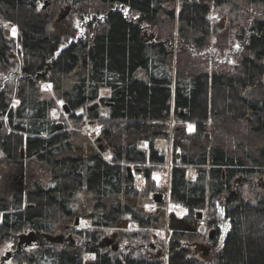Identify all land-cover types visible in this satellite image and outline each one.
Returning a JSON list of instances; mask_svg holds the SVG:
<instances>
[{
	"label": "trees",
	"instance_id": "1",
	"mask_svg": "<svg viewBox=\"0 0 264 264\" xmlns=\"http://www.w3.org/2000/svg\"><path fill=\"white\" fill-rule=\"evenodd\" d=\"M38 1L0 0V55L10 27L17 30L12 44L19 57L14 97L0 93L7 119L0 128V248L12 245L13 264H163V257L152 261L135 251L121 259L107 255L101 233L119 216L131 217L129 228L165 229V208L147 214L127 171L165 165L168 154L158 143H172L168 204L187 210L193 224L199 210L209 215L206 199L226 195L238 177L264 176V0H57L46 12L30 5ZM64 5L79 24L54 30ZM225 6L241 25L232 27L240 43L235 65L212 73L183 66L181 57L196 58L208 48L211 17ZM167 22L178 26L176 63L173 44L159 35ZM146 31L156 34L154 41ZM102 91L110 95L101 97ZM86 126L101 131L95 142L83 133ZM23 169L24 203L13 190ZM157 189L150 179L146 193ZM227 217L230 231L211 264H264V197L255 203L232 198ZM77 218L90 228L79 231ZM171 218L170 230L178 231ZM69 231L81 241L48 238ZM28 233L40 237L38 245L18 250ZM123 237L136 242L131 233ZM188 240L178 232L167 244L161 240L166 264H206L192 255Z\"/></svg>",
	"mask_w": 264,
	"mask_h": 264
},
{
	"label": "rangeland",
	"instance_id": "2",
	"mask_svg": "<svg viewBox=\"0 0 264 264\" xmlns=\"http://www.w3.org/2000/svg\"><path fill=\"white\" fill-rule=\"evenodd\" d=\"M55 7V6H54ZM51 8L52 10H54L55 8ZM67 5H64L62 7L61 10H57L56 12H58L56 15V18L54 19L53 23H52V29L56 30L59 28L60 25L62 24H72L73 26L77 27L79 22L78 19L75 17H71L70 18V12L71 11H67ZM71 8V7H69ZM179 5L178 3H176V12L179 11ZM68 15L63 18V16L67 13ZM233 12H231V8H229L228 6H225L223 8H220L217 12L214 13V15H212V21H213V26L215 28V33L213 34V36L209 39V44H208V48L205 49L204 51L201 52L200 55H197L196 58H194L193 56H189L187 59L186 57H181V61L183 66H187V68H191L192 70L196 69L198 71H202L204 73H212V72H219L220 70H229L231 69L234 65H235V54L237 53V51L240 49V43H238V41L236 40V36L238 34L237 30H233V26L239 27L241 26L239 22L234 23L233 21L237 20L235 19V15L231 14ZM60 18H63L61 21H59ZM178 26L176 23H168L167 22V27H165V29L162 30L161 33H159V35L161 36V38L163 40H166L168 43H172L173 44V53L175 55V63L176 61L179 60L180 56L178 55V46H177V41H178ZM8 32V38H10V40H14L17 37V30L16 29H12L10 27H8L7 29ZM154 32L151 31H146L145 36L149 41H154L155 38ZM165 41V42H166ZM16 51L14 50V57L15 56ZM193 61V62H192ZM11 65H9L8 67L10 68V72H14L17 68V66L11 62ZM191 70V71H192ZM2 71H7L5 68H0V73L3 75V77L0 76V88L3 86V89L6 91V93L8 94V96L10 98L14 97V93L13 90L15 91V78L14 77V73H12V76L9 78L8 81H5L6 78L5 76H7V72H2ZM5 78V79H4ZM4 84V85H3ZM44 89L46 91H50L51 90V86L50 85H45ZM110 95L109 91H102L100 93L101 97H108ZM13 104L16 105V102L13 101ZM64 105H67L65 103H58L59 108L63 109ZM101 113L102 116H106V110H104L103 108L101 109ZM54 117L58 116V113L55 112ZM1 122V121H0ZM173 129L176 128L175 123H173ZM187 131L192 133L193 132V128L191 126H186ZM83 133L89 137L90 139H92L94 142L95 140L98 139L99 135L101 134V131L98 130L97 128H94L92 126H86L83 130ZM206 141H210V137H208L206 139ZM228 143V142H226ZM96 148L99 151H102L103 148V143L99 142V143H95ZM142 148H147V144L143 143L141 145ZM158 147L161 151L164 152V154L166 153V155L168 154V162L165 165L162 166H155L153 168H151L152 173H150L151 178L156 182V186L158 189H160L165 195H166V199L165 201H167L165 204H163L162 206L165 208L166 210V215H170L171 213L174 214V216L176 218H181L186 214V211L183 209H178V208H172L171 206H169L168 204V200H169V191H170V183H171V169L173 166L172 163V143H168V145L166 144V142H161L158 143ZM104 149V148H103ZM108 158V157H107ZM109 159V158H108ZM133 167V166H130ZM21 176V173H20ZM132 176L135 179V186H137L138 189L143 190V188L145 187V178L143 176H139V174H135V171H133L132 169ZM195 172L193 169H189L188 170V177L191 180L195 179ZM261 177L259 175H257L256 177H254V179H256V181L254 183H252V185L250 187H246L243 190H241L240 194H241V198L244 202H249V203H255L257 202V200H259L260 198L264 197V179L261 180ZM16 182V181H15ZM14 182V183H15ZM17 183V182H16ZM14 188V187H13ZM16 188H19V186H16ZM15 189V188H14ZM14 192L16 193L17 197H20L21 192H19V190L17 191L16 189L14 190ZM142 200H143V206L145 207L146 212H152L153 210L155 211L156 208L155 206L157 204H154V200H153V196L147 193H144L142 195ZM211 213V210H210ZM214 214L219 218L220 222L222 224H225V228L227 227L228 230L227 232H229V222L226 221L224 219L223 214H221V212H218V209L214 208ZM80 230H83L85 228H87L89 226V224L87 222H83L81 224V220H80ZM127 227V226H126ZM222 227V226H221ZM224 228V229H225ZM132 229L134 230V232L139 233L141 236L144 235H148L150 231L146 232V231H140L137 227H132ZM223 227L221 228V233L222 236L218 238V251L221 248V246L223 245V236L226 232V230H224ZM131 230V231H133ZM224 230V231H223ZM93 231V230H92ZM108 233H110V231H107ZM128 233L130 231H127ZM152 234H156L160 239L164 240V242H168V239L170 237V232L168 228L165 229H161L159 231L154 230V232ZM26 236H30V233L26 234ZM74 239L76 241H81L80 238H75ZM87 242V240L82 241V244H85ZM125 243V241H123ZM129 242V241H128ZM145 242V243H143ZM150 241H142V239H137L136 242H134L133 244H135V246H140L142 244H149ZM151 243V242H150ZM152 244V243H151ZM154 244H156V242H154ZM36 244L27 246L24 245L22 247L23 251L26 252H30L32 250H34L36 248ZM217 251V252H218ZM12 255L15 253V250L12 248L11 244L8 243H4V245L0 248V264H13L12 261L9 258V254ZM212 262H215V256L212 260Z\"/></svg>",
	"mask_w": 264,
	"mask_h": 264
},
{
	"label": "flooded vegetation",
	"instance_id": "3",
	"mask_svg": "<svg viewBox=\"0 0 264 264\" xmlns=\"http://www.w3.org/2000/svg\"><path fill=\"white\" fill-rule=\"evenodd\" d=\"M30 5L34 9H36V11H38V12H46L49 9L53 8L54 6L56 7L57 0H39L36 4L31 3ZM71 10H72L71 8H69V7L67 8V11H71ZM4 32H5V36L8 38L9 35H8L7 30L5 29ZM8 39H9V41L6 40L7 44L5 46H3L6 50V53H4L3 55H0V68L1 69L5 68L7 71H2V72L8 73L7 76H5V78H6L5 81L9 80V78L12 76V73H14L13 78H15V80H16V78L19 77V72L17 71L18 66H19L18 51L16 50V48L12 44L13 41L10 40V38H8ZM14 50L17 51L15 54L16 58L14 57ZM11 62H13L14 64L16 63L15 65L17 66V68H15L16 70L14 72H10V68L8 67L9 65H11L10 64ZM0 76L3 77V75L1 73H0ZM14 84H15V82H14ZM0 93H6V91L3 89V86L0 88ZM13 93H14V90H13ZM11 106L15 107L13 102L11 103ZM0 121H1L0 122V128H2L4 125H6L7 119L5 117H3V114L1 112H0ZM102 150H103V148H102ZM103 151H100V152H103ZM178 155H177V160L180 161L181 155H179V156ZM103 157H105L107 160H110L111 153L105 152ZM131 168L133 169V171H135V174H139V176L141 175L145 178V187L143 188V190H140L137 188V186H135L137 188L138 192L141 195H143L144 193H146V190H147V182L150 179H152L150 176V173H152L151 167L147 166V167L137 168V167L133 166ZM147 169L150 171L148 179L146 178V174H145V171ZM263 173H264V171H263ZM128 176H129V174H128ZM129 178L132 179V181L135 185V179L133 178V176H129ZM260 179L263 180L264 176L261 177ZM255 181H256V179H254V178L253 179H250V178L245 179V177H238L236 180H234V182H232V184L227 189V194H226L227 196L223 195V197H221L220 199L218 197H216V198L211 197L210 199H206V201L204 203V207L206 206L207 209H210L211 213H209V215H207V211L205 209H201L198 212H196L195 217H197L198 223L193 224L192 222H189V220H187L189 213L187 210H185L186 214L183 217H181V218L175 217L176 220H178V224H177L178 225V227H177L178 231L170 230L171 229L170 222L172 219L171 214L166 217V225H165L166 227L165 228L169 229L170 235L174 234L175 232H178L181 235L188 234L189 240L187 242V245L191 248L192 255L195 258H197L198 260L202 261L203 263H206V264L213 263L212 260H213L214 256L216 258L218 252L221 249L220 248L218 251V246H219L218 245V238L222 236V233L220 230L222 227H223V229L225 228V224H222L220 222L219 218L214 214V208L218 209V212H221V214H223V216H224V219L229 222V231H230V221L227 217L228 202L232 198L238 199L239 197H241V194H240L241 190H243L246 187H250L252 185V183H254ZM21 184L22 183H18V182L16 183L15 182L13 187L17 191L19 190V192H20L21 187H22ZM16 186H19V188H16ZM263 186H264V183H263ZM14 188H13V190H15ZM24 188H25V186H24ZM170 191H171V188H170ZM170 191H169V195H170ZM150 195L153 196V200H154V197L156 195H162V202L161 203H156L154 201L155 202L154 204H157L155 206L156 209L162 208L163 207L162 205L167 202V201H165L166 195L160 189H157V191L152 192ZM24 196H25V193H24ZM19 200H20V202L24 203V197H22L21 194H20ZM154 212L155 211L153 210L152 212H147V214H152V213L154 214ZM199 213L202 214V218H200V219L198 218ZM80 220L82 223V221L84 219H80V218L76 219L77 228H79L81 226ZM130 220H131V217L129 219L126 217L123 218V217L119 216L114 224H111L109 226H104V229H103V232L101 233L102 235L100 238V246L102 248V251L107 255L115 256L119 259H121L123 257V255L130 254V253L135 251L136 253H140L142 255V257H145L146 259H149L152 261L153 260H161V258L163 257V264H166V258H167L166 253L167 252H166V249L164 251L162 249V245H161L162 239H160L156 234L155 235L152 234L154 232V230L159 231L161 229H159V227H157L156 229L151 230V226H150V228H145V229H139L137 227L140 231H146V232L150 231L148 235L141 236L137 232H136V234L134 233V230L132 229V227H134L135 225H133L131 228H129V224L131 223ZM147 220H149V219L147 218ZM174 221H175V219H174ZM84 222H87V221L84 220ZM87 228H90V224ZM108 230L110 231V233L107 232ZM131 230H133V231H131ZM224 230H226V231H224ZM224 230L223 231L226 232L223 236V239L225 241L229 232H227V230H228L227 227ZM79 231H81V230L79 229ZM127 231H130L129 234L131 233V235L135 237V240L140 238V239H142V241H150L152 244L149 242L148 245L142 244L140 246H135V244H133L134 242L129 241V238L123 237V234L126 233ZM31 235H32V233H30L29 237L26 236L25 234L20 237L19 243H18V250H21V248L24 245H27V246H30L33 244L38 245L40 237L36 236L33 239V238H30ZM55 237H61L62 238V240L60 242H58L61 244H63L66 241L67 242L68 241H70V242L76 241L74 239V235L71 232L68 234H65V235H58ZM77 238H79V237H77ZM123 241H125V243ZM224 241H223V243H224ZM154 242H156V244H154ZM143 243H145V242H143ZM165 243L167 244V242H165ZM12 257H13L12 253L9 254L10 260L12 259Z\"/></svg>",
	"mask_w": 264,
	"mask_h": 264
},
{
	"label": "water",
	"instance_id": "4",
	"mask_svg": "<svg viewBox=\"0 0 264 264\" xmlns=\"http://www.w3.org/2000/svg\"><path fill=\"white\" fill-rule=\"evenodd\" d=\"M68 15V12L63 16V18H65L66 16ZM63 18H60L59 19V21H61ZM99 107V104H95L94 106H92L91 107V110H94V109H97ZM63 109H64V111L66 112V114H69L70 113V110H69V108H68V105H64V107H63ZM63 126L62 125H59V128L61 129ZM179 156V155H178ZM22 158H24V152L22 151ZM128 174H129V176H132V168L131 167H129L128 169ZM149 170L147 169L146 171H145V174H146V178L148 179L149 178ZM24 180H25V170L23 169V172H22V184H21V190H20V192H21V195H22V197H24V193H25V188H24ZM154 201L156 202V203H161L162 202V195H156L155 197H154ZM198 218L200 219V218H202V214L201 213H199V216H198ZM34 237H36L34 234H32L31 235V237L30 238H33L34 239ZM51 241H53V242H60L61 240H62V238L61 237H48Z\"/></svg>",
	"mask_w": 264,
	"mask_h": 264
}]
</instances>
